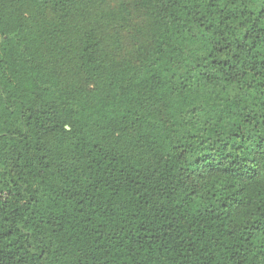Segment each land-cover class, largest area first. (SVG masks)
<instances>
[{"label": "trees", "instance_id": "16d2710c", "mask_svg": "<svg viewBox=\"0 0 264 264\" xmlns=\"http://www.w3.org/2000/svg\"><path fill=\"white\" fill-rule=\"evenodd\" d=\"M0 264H264V0H0Z\"/></svg>", "mask_w": 264, "mask_h": 264}]
</instances>
